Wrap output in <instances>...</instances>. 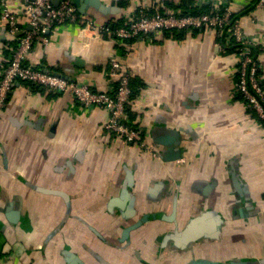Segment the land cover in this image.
<instances>
[{
    "label": "crops",
    "instance_id": "crops-1",
    "mask_svg": "<svg viewBox=\"0 0 264 264\" xmlns=\"http://www.w3.org/2000/svg\"><path fill=\"white\" fill-rule=\"evenodd\" d=\"M221 1L100 0L117 12L81 15L113 28L142 6L214 12ZM230 1L258 40L264 88V8ZM9 5L23 14L27 2ZM19 25L30 30L29 17ZM184 33L122 45L61 26L35 42L28 64L98 90L114 85L116 54L132 72L130 123L158 155L106 131L108 110L18 82L0 112V264H264V126L237 91L234 47L209 29ZM16 36L0 30V79Z\"/></svg>",
    "mask_w": 264,
    "mask_h": 264
},
{
    "label": "built area",
    "instance_id": "built-area-1",
    "mask_svg": "<svg viewBox=\"0 0 264 264\" xmlns=\"http://www.w3.org/2000/svg\"><path fill=\"white\" fill-rule=\"evenodd\" d=\"M25 12L11 10L9 0H1L0 30L6 24L13 39L23 32L19 46L13 51L10 62L0 79V112L6 107L9 95L18 82L42 86L53 92L71 95L85 110L102 107L109 111V119L104 127L115 136L122 137L131 144H138L157 156L155 147L150 145L141 130L135 128L129 119L128 106L132 105V72L113 54L109 61V76L114 85L108 90H98L94 86L68 80L60 75L27 63L26 57L35 42L48 45L49 35L61 26H78L80 30L92 31L96 36L109 33L119 44H132L167 32H188L194 29H209L222 40L221 49L234 47L239 56L237 91L264 126V88L260 82L261 64L254 56V46L258 40L245 35L240 21L235 20L233 2L221 1L214 5V12L186 14L173 11L154 12L142 6L137 13L125 17L126 23L113 31L95 26L83 17L71 0H61L56 6L54 0H25ZM259 8H264V0H259ZM26 15L30 20V30L20 28L19 20Z\"/></svg>",
    "mask_w": 264,
    "mask_h": 264
},
{
    "label": "water",
    "instance_id": "water-1",
    "mask_svg": "<svg viewBox=\"0 0 264 264\" xmlns=\"http://www.w3.org/2000/svg\"><path fill=\"white\" fill-rule=\"evenodd\" d=\"M60 2H61V0H54V4L56 6H58L60 4ZM71 2L77 8L78 12L84 16L88 14V11L90 8H94L97 11L103 12V13H108L110 11L111 12H117L115 9L108 10V8L106 6H104L100 2V0H71ZM17 35L19 37H21L23 35V32H19ZM41 191L45 192L44 190H41ZM51 193L55 194V192H51ZM68 207H69V204H68ZM193 225H194V221L190 222V224L186 228L185 232L190 233L189 231H191V229L194 228ZM193 264H200V263L193 262ZM201 264H203V263H201ZM207 264H219V263L209 262Z\"/></svg>",
    "mask_w": 264,
    "mask_h": 264
},
{
    "label": "trees",
    "instance_id": "trees-1",
    "mask_svg": "<svg viewBox=\"0 0 264 264\" xmlns=\"http://www.w3.org/2000/svg\"><path fill=\"white\" fill-rule=\"evenodd\" d=\"M151 13H154V12H151ZM202 13H210V14H212L213 11L211 10L210 7H204V8H191L190 10H189V7H187V9H185V11H181V14H183V15H186V14L197 15V14H202ZM237 17H238V16L235 15L234 19L237 20V19H238ZM124 23H126V22H125L124 19H122V20L117 21L113 28H111L110 26H107V27H105V28H107L109 31H113V30H115V29H117V28H119V27H121V26H124V25H125ZM165 34H166V35H174V34H178V35L182 36V35H184L185 33H184V32H177V31H174V33L167 32V33H165ZM221 41H222V40H221ZM28 84H30V83H28ZM30 85H31V86H34L33 84H30ZM131 89H132V97H133V96H135V93H136V92H135V90L132 88V80H131Z\"/></svg>",
    "mask_w": 264,
    "mask_h": 264
}]
</instances>
